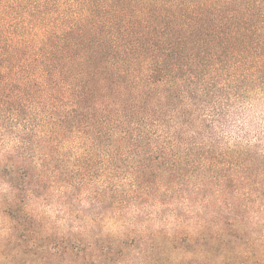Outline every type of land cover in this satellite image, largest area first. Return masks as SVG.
Wrapping results in <instances>:
<instances>
[{"label": "trees", "instance_id": "trees-1", "mask_svg": "<svg viewBox=\"0 0 264 264\" xmlns=\"http://www.w3.org/2000/svg\"><path fill=\"white\" fill-rule=\"evenodd\" d=\"M264 0H0V264H264Z\"/></svg>", "mask_w": 264, "mask_h": 264}, {"label": "rangeland", "instance_id": "rangeland-1", "mask_svg": "<svg viewBox=\"0 0 264 264\" xmlns=\"http://www.w3.org/2000/svg\"><path fill=\"white\" fill-rule=\"evenodd\" d=\"M251 112L247 113L244 118H238L237 124L234 126L235 138L243 137L244 133L248 138L253 140L258 134L264 136V104L257 107H250Z\"/></svg>", "mask_w": 264, "mask_h": 264}]
</instances>
